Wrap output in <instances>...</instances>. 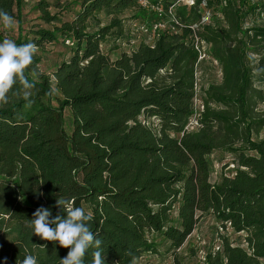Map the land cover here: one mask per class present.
Returning a JSON list of instances; mask_svg holds the SVG:
<instances>
[{
	"label": "trees",
	"instance_id": "1",
	"mask_svg": "<svg viewBox=\"0 0 264 264\" xmlns=\"http://www.w3.org/2000/svg\"><path fill=\"white\" fill-rule=\"evenodd\" d=\"M143 1L149 0H54L55 14L41 1L40 20L53 28L16 42L43 50L60 37L72 48L52 76L34 55L26 70L35 84L30 107L16 96L0 106V264L26 254L38 264H60L69 249L29 227L40 206L53 217L66 215L57 199L94 217L91 230L103 243L88 251L85 264L94 250L105 264H136L158 253L157 239L182 264L179 250L207 217L246 234L248 248L225 239L206 264H263L264 114L256 109L264 103V0H194L191 7L156 0L151 4L162 7V17L172 8L177 31L111 60L102 44L126 38L124 17L142 12ZM0 8L21 22L22 0H0ZM75 9L74 19L64 21ZM206 12L211 20L202 24ZM100 15L108 19L104 27ZM91 21L97 29L90 30ZM197 38L210 46L222 81L203 93L197 128L189 131L203 64ZM215 152L232 155L236 173L213 183Z\"/></svg>",
	"mask_w": 264,
	"mask_h": 264
},
{
	"label": "rangeland",
	"instance_id": "2",
	"mask_svg": "<svg viewBox=\"0 0 264 264\" xmlns=\"http://www.w3.org/2000/svg\"><path fill=\"white\" fill-rule=\"evenodd\" d=\"M41 1H46L51 7L54 0H22L21 9V22L18 23L13 29H5L0 24V42L5 38L12 39L17 42L19 39L33 38L32 32L38 29L50 30L53 27L46 25L40 20V14L36 10L37 5ZM156 0L144 1L142 12L128 13L124 17V28L126 31V38L124 40H117L116 38H107L102 44V50L109 54L111 60H116L124 52H131L132 49L139 45L141 42H146L149 45L154 44L157 36L154 34L145 35L141 30L148 28L149 30L157 23L163 25L162 31L159 35L166 31H177L172 28V16H159V9L152 5ZM192 0H179L181 5L189 6ZM152 3V4H151ZM190 7V6H189ZM161 10V9H160ZM77 9L69 14L64 15V21L74 19ZM52 14L57 11L52 7L50 9ZM101 27L108 24V19L104 15H100ZM205 23H210L211 14L206 12L204 18ZM251 23L248 24L250 26ZM91 29H97L95 22H90ZM71 42H64L58 37L57 42L48 44L43 50L36 52L37 57L40 59V71L46 75L52 76L56 71L58 65L63 61L69 59L71 56ZM202 53L204 59L201 61L203 64L196 72V98H195V116L192 118L188 126L189 131L197 128V121L203 110V93L211 84H220L222 81V73L217 62L212 60L210 55V46L207 43L202 45ZM264 86H262V90ZM256 112L264 114V103H258ZM64 129L68 134L72 132V119L69 112L64 113ZM260 138L264 139V130L260 133ZM211 164V181L213 183L219 182L222 177H233L235 175L236 165L234 157L224 152H215L209 158ZM246 234H236L231 229L222 230L220 223L211 217L205 218L188 238L187 242L181 250H179V260L182 264H206L207 257L210 254L217 252L222 242L227 239L233 246L240 247L247 250ZM157 254H150L144 256L137 261L136 264H175L172 254L166 252V246L157 239ZM264 264V262H263Z\"/></svg>",
	"mask_w": 264,
	"mask_h": 264
},
{
	"label": "clouds",
	"instance_id": "3",
	"mask_svg": "<svg viewBox=\"0 0 264 264\" xmlns=\"http://www.w3.org/2000/svg\"><path fill=\"white\" fill-rule=\"evenodd\" d=\"M0 24L5 29H13L17 21L13 15L0 8ZM37 51L38 47L33 42L17 45L8 38L0 42V106L7 105L13 96L22 97L26 105L31 106L35 84L29 80L26 70L33 65ZM53 91L48 94L52 95ZM56 206L63 208L66 215L57 214L53 217L51 210L43 206L33 212L29 224L32 235L69 249L67 255L60 259V264H85L88 251L100 249L103 243L98 233L91 230L94 217L82 207H75L73 201L57 199ZM41 246L47 248V243ZM105 259L101 251H92L91 264H105ZM16 264H38V260L34 255L26 254Z\"/></svg>",
	"mask_w": 264,
	"mask_h": 264
},
{
	"label": "built area",
	"instance_id": "4",
	"mask_svg": "<svg viewBox=\"0 0 264 264\" xmlns=\"http://www.w3.org/2000/svg\"><path fill=\"white\" fill-rule=\"evenodd\" d=\"M144 1L141 2V5L144 6ZM194 5V0H192L189 4V6H193ZM156 9H159V16L162 17L163 15V9L161 6H158V7H155ZM161 9V10H160ZM170 14L172 16V8L170 9ZM205 23V19L202 20V24ZM163 29V25L160 24V23H157L155 24L150 30L148 28H145L144 30H141L145 35H148V34H154V36H159V33L162 31ZM205 42L201 41L200 39H196L195 42H194V49L196 50V52L198 53V56H199V60L198 62L200 63L203 59H204V54L202 53V45L204 44ZM192 122V121H191ZM197 124V123H196Z\"/></svg>",
	"mask_w": 264,
	"mask_h": 264
}]
</instances>
